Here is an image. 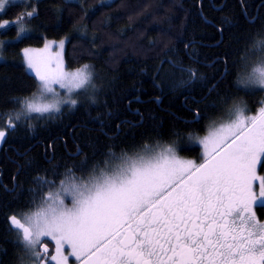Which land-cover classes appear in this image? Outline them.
<instances>
[{
	"label": "snow or ice",
	"instance_id": "snow-or-ice-1",
	"mask_svg": "<svg viewBox=\"0 0 264 264\" xmlns=\"http://www.w3.org/2000/svg\"><path fill=\"white\" fill-rule=\"evenodd\" d=\"M63 2L74 5L83 0ZM114 2L98 0L101 7ZM38 3L0 0V15L6 5L31 9L14 20L0 22V29L18 26L16 36L20 38L29 31L25 22L39 15L34 6ZM55 11L59 20L63 8ZM224 22L229 23L226 18ZM250 44L237 74L238 91L246 94L264 91V36L257 32ZM64 45L61 40L57 52L51 51L52 42L43 49L23 50L26 67L38 81V92L24 99L11 97L20 110L0 112L4 121L0 143L23 118L59 114L62 106L78 104L72 98L79 94L77 90L97 89L91 65L67 69ZM3 47L0 41V63H6ZM188 47L185 45L186 50ZM165 62L188 74V79L179 81L180 86L203 79L197 69L185 68L182 62L165 60L161 66ZM54 85L66 94L61 96ZM91 99L95 103L94 96ZM221 100L227 103L228 97ZM260 104L255 115L245 114L248 108L243 101L227 109L228 122L199 141L202 163L181 159L174 147L157 143L155 148L145 145L140 153L118 156L109 150L107 159L93 165L87 176L66 170L58 187L55 181L37 176L34 182L39 188L48 185L54 190L40 196L34 211L7 217L10 236L6 242L18 250L13 254L17 264H69L70 257L80 264H264V223L255 210L264 208V176L258 175V166L264 167V100ZM27 127L31 131L34 125ZM86 163L85 157L82 165ZM29 191L35 204L39 192ZM49 243H54L55 254H49ZM3 255L7 250L0 248Z\"/></svg>",
	"mask_w": 264,
	"mask_h": 264
},
{
	"label": "trees",
	"instance_id": "trees-1",
	"mask_svg": "<svg viewBox=\"0 0 264 264\" xmlns=\"http://www.w3.org/2000/svg\"><path fill=\"white\" fill-rule=\"evenodd\" d=\"M34 6L39 15L25 22L29 31L20 38L18 26L0 29L6 58L0 63V112L20 109L11 97L36 93L38 81L20 61L21 51L46 40L65 39L67 69L91 65L97 89L95 103L84 98L73 109L27 119L8 131L0 147V248L7 250L0 264H17L13 254L18 250L6 242L7 217L35 205L29 189L39 192L35 203L45 193L47 185L41 189L34 182L37 176L50 180L70 168L73 173L90 170L107 159L109 150L132 154L157 143L196 154L199 147L185 141L206 134L225 104L221 98L243 101L235 88L239 61L253 36H264V0H115L110 7L99 6L98 0L74 5L39 0ZM57 8H63L59 20ZM93 8L94 13L89 11ZM29 10L7 6L0 22ZM165 60L197 69L203 79L180 86L188 74L167 62L161 66ZM28 124L34 125L31 131ZM255 210L258 220H264V208Z\"/></svg>",
	"mask_w": 264,
	"mask_h": 264
},
{
	"label": "rangeland",
	"instance_id": "rangeland-1",
	"mask_svg": "<svg viewBox=\"0 0 264 264\" xmlns=\"http://www.w3.org/2000/svg\"><path fill=\"white\" fill-rule=\"evenodd\" d=\"M6 7H7V5H6ZM61 40H64L65 42H66V40L65 39H60V40H46L41 46H39V47H27V49H43L44 48V46H45V43H47V42H52V49H51V51L52 52H57V51H59V48L57 47L58 46V44H59V42L61 41ZM64 47H65V45H64ZM26 49V48H25ZM24 50V49H23ZM23 50L21 51V58H20V61L24 64V66H25V68L27 69V67H26V63H25V58H24V55H23ZM3 56H4V53H3ZM5 57V56H4ZM68 70H75V69H68ZM92 70L94 71V69L92 68ZM27 71L29 72V73H31L32 75H34L35 76V73L34 72H32L31 71V69H27ZM94 74H95V71H94ZM95 77V76H94ZM36 78V77H35ZM236 86H239L238 84L236 85ZM54 87L55 88H57V90L61 93V96H64L65 94H66V90L65 89H59V87L58 86H56V85H54ZM240 87V86H239ZM94 91H96V90H93V89H91V88H89L87 91H84V90H77V92L79 93V94H72V98L73 99H76L77 101H78V103H79V101L80 100H83L84 98H92V95H93V92ZM257 91V90H256ZM255 91V92H256ZM38 92V89H37V91H36V93ZM255 92H253L252 94H254ZM31 97V96H30ZM244 101V100H243ZM236 102V101H235ZM239 102V101H238ZM233 105V104H232ZM231 105V106H232ZM231 106H229V108L231 107ZM248 107V106H247ZM65 108H67V109H73V108H69L67 105H64V106H62V110L63 109H65ZM20 110V109H19ZM19 110H17V111H19ZM246 115H250L249 114V110L245 113ZM54 115H56L55 113H53V114H46L45 116H43V117H39L40 119L41 118H44V117H51V116H54ZM252 115H254V114H252ZM38 117V114H32V118H37ZM28 118H23L22 119V122L23 121H26ZM217 120V121H216ZM216 120H213V122H212V124H211V128L212 127H219L221 124H223V123H227L228 122V120H229V117H228V114H227V111H226V113L225 114H223L222 115V117H221V120H218V119H216ZM209 134V133H208ZM208 134H206V135H204V136H202V137H200V136H198V137H196V139H195V141L192 143V145L194 146V145H198V147H199V151L196 153V154H194V155H191V156H187V155H185L184 153H182V152H180V151H178L177 150V147H175L174 145H161L162 147H174L175 148V150H176V154L178 155V157L179 158H181V159H184V160H193V161H195L196 163H199L200 161H202L203 160V145L202 144H200L199 143V141L200 140H202L203 138H205ZM1 145H2V143H0V147H1ZM189 145H191V144H189ZM191 145V146H192ZM156 146V145H155ZM155 146H150V147H152V148H155ZM143 151V149H141V151H138V152H136V153H140V152H142ZM129 154H131V153H129ZM133 154V153H132ZM120 155V154H119ZM115 163V162H114ZM259 169H261V170H259ZM258 175H260V176H264V167H260V166H258ZM258 184H259V182L257 181L256 182V191L258 192L259 191V187H258ZM28 212V211H27ZM264 221V220H263ZM46 240V239H45ZM46 243H47V241H45ZM48 246H49V254L51 255V254H55V245H54V243H49L48 244ZM66 253H67V251H66ZM69 263H71V261H72V257H70L69 258ZM79 264H80V262H79Z\"/></svg>",
	"mask_w": 264,
	"mask_h": 264
},
{
	"label": "flooded vegetation",
	"instance_id": "flooded-vegetation-1",
	"mask_svg": "<svg viewBox=\"0 0 264 264\" xmlns=\"http://www.w3.org/2000/svg\"><path fill=\"white\" fill-rule=\"evenodd\" d=\"M235 88H236V90H237V92L238 93H240L241 95H242V99L244 100V101H246L245 103L247 104V108H248V110H249V114L250 115H252V114H256L257 113V110L259 109V107L261 106V104H260V102L262 101V100H264V91H260V90H257L254 94H246L244 91H238V88H239V86H235ZM240 98V97H239ZM240 102L241 100L240 99H238V98H236L235 97V99L233 100H230L229 102H227V103H225L224 105H223V107L220 109V111L218 110L217 111V113H218V116H219V118H217L218 120H221V117H222V115L223 114H225L226 113V111H227V109L229 108V106H231L233 103H236V102ZM50 117V116H49ZM199 118V114H197L196 115V120ZM217 121V120H216ZM211 124L212 123H210L209 125H207L206 126V128L204 129L205 130V132H206V134H208L210 131H212L215 127H212L211 128ZM205 134V135H206ZM202 136H204V135H201L200 137H202ZM195 139H196V135H193L192 136V138L189 140V141H185V144L187 143V145H189V144H191L192 145V143L195 141ZM194 147V146H193ZM189 148H190V146H189ZM192 148V147H191ZM118 156H119V154H117ZM101 167H103V166H101ZM260 170V169H259ZM74 171H76V170H74ZM90 170L88 169V168H86V170L85 171H76L77 173H74L76 176H87L88 175V172H89ZM63 177H64V175H59V174H56L54 177H53V179H50L49 181H55V185L58 187V185H59V182H60V180L61 179H63ZM50 190H54V189H52L51 187H49L48 185L46 186V188H45V193L47 192V191H50ZM39 202H40V199L39 200H37L36 201V203H35V205L32 207V208H34V207H36L38 204H39ZM31 208V209H32ZM31 209H29V210H31ZM25 213H28V212H25ZM260 221V220H259ZM261 223H264V221L263 220H261L260 221ZM46 241H47V239H46ZM48 242V241H47ZM50 264H55V262L53 261V262H50Z\"/></svg>",
	"mask_w": 264,
	"mask_h": 264
},
{
	"label": "crops",
	"instance_id": "crops-1",
	"mask_svg": "<svg viewBox=\"0 0 264 264\" xmlns=\"http://www.w3.org/2000/svg\"><path fill=\"white\" fill-rule=\"evenodd\" d=\"M59 186V185H58ZM66 203H68V205L70 206V200L69 201H66ZM35 208L36 207H34V208H32L31 210H28V212H30V211H34L35 210ZM27 212V211H26ZM66 248H67V246H65ZM65 254H67L66 252H65ZM70 262V261H69ZM69 264H79V261H77L76 259H75V257H72V261H71V263H69Z\"/></svg>",
	"mask_w": 264,
	"mask_h": 264
},
{
	"label": "bare ground",
	"instance_id": "bare-ground-1",
	"mask_svg": "<svg viewBox=\"0 0 264 264\" xmlns=\"http://www.w3.org/2000/svg\"><path fill=\"white\" fill-rule=\"evenodd\" d=\"M221 35V34H220ZM191 86V85H190ZM184 87V86H183ZM188 87V86H187Z\"/></svg>",
	"mask_w": 264,
	"mask_h": 264
}]
</instances>
